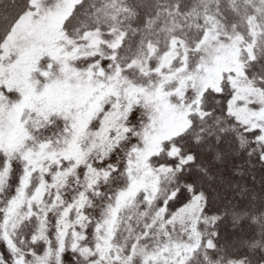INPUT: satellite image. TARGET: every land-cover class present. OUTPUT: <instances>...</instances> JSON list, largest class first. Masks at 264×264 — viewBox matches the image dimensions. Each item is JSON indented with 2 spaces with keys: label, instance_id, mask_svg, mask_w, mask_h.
<instances>
[{
  "label": "snow or ice",
  "instance_id": "snow-or-ice-1",
  "mask_svg": "<svg viewBox=\"0 0 264 264\" xmlns=\"http://www.w3.org/2000/svg\"><path fill=\"white\" fill-rule=\"evenodd\" d=\"M0 264H264V0H0Z\"/></svg>",
  "mask_w": 264,
  "mask_h": 264
}]
</instances>
